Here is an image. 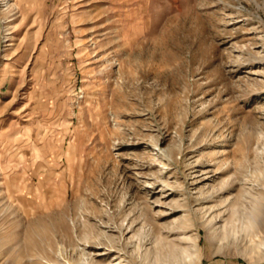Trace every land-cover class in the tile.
I'll use <instances>...</instances> for the list:
<instances>
[{
  "label": "rangeland",
  "instance_id": "rangeland-1",
  "mask_svg": "<svg viewBox=\"0 0 264 264\" xmlns=\"http://www.w3.org/2000/svg\"><path fill=\"white\" fill-rule=\"evenodd\" d=\"M0 264H264V0H0Z\"/></svg>",
  "mask_w": 264,
  "mask_h": 264
}]
</instances>
